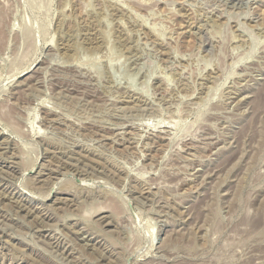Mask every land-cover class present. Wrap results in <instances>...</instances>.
I'll use <instances>...</instances> for the list:
<instances>
[{"label":"rangeland","instance_id":"1","mask_svg":"<svg viewBox=\"0 0 264 264\" xmlns=\"http://www.w3.org/2000/svg\"><path fill=\"white\" fill-rule=\"evenodd\" d=\"M0 264H264V0H0Z\"/></svg>","mask_w":264,"mask_h":264}]
</instances>
